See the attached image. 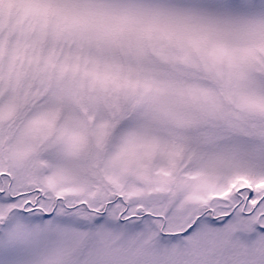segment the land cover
Listing matches in <instances>:
<instances>
[{
  "label": "snow or ice",
  "instance_id": "snow-or-ice-1",
  "mask_svg": "<svg viewBox=\"0 0 264 264\" xmlns=\"http://www.w3.org/2000/svg\"><path fill=\"white\" fill-rule=\"evenodd\" d=\"M0 264H264V0H0Z\"/></svg>",
  "mask_w": 264,
  "mask_h": 264
}]
</instances>
